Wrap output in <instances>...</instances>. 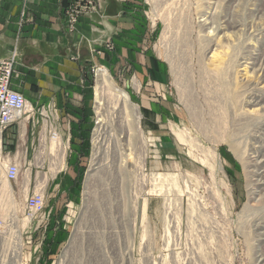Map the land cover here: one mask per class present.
<instances>
[{"label":"rangeland","instance_id":"1","mask_svg":"<svg viewBox=\"0 0 264 264\" xmlns=\"http://www.w3.org/2000/svg\"><path fill=\"white\" fill-rule=\"evenodd\" d=\"M120 1L141 13L163 77L142 82L104 67L128 105L105 88L97 110L103 67L89 68L86 142L3 133L2 154L18 155L21 171L9 183L0 165L15 199L12 210L0 201L13 221L0 264H255L264 251V95L260 110L249 100L264 92V0ZM35 178L44 210L28 222Z\"/></svg>","mask_w":264,"mask_h":264},{"label":"crops","instance_id":"2","mask_svg":"<svg viewBox=\"0 0 264 264\" xmlns=\"http://www.w3.org/2000/svg\"><path fill=\"white\" fill-rule=\"evenodd\" d=\"M12 54L10 86L25 95L29 112L7 130L17 129L31 144L45 129L49 137L50 128L65 143L87 141L93 120L89 68L131 70L142 82L165 72L148 46L141 13L120 0H0V58ZM0 219V238H6L13 221Z\"/></svg>","mask_w":264,"mask_h":264},{"label":"built area","instance_id":"3","mask_svg":"<svg viewBox=\"0 0 264 264\" xmlns=\"http://www.w3.org/2000/svg\"><path fill=\"white\" fill-rule=\"evenodd\" d=\"M69 16V21H75L76 17L74 14ZM14 64V54H12L10 57L0 58V141L7 128L14 123L20 122L29 112V108H26L27 99L25 95L22 92L12 89L10 86L14 71ZM48 133L49 141L50 139L58 138V133L54 128H50ZM45 137L46 131L42 133L39 143H44ZM33 150L34 154L31 160H35L36 156V151L35 149ZM0 165L3 166V178L7 182L12 183L17 181L21 171L20 159L16 158V156H12V158L3 156L1 148ZM41 182L42 180H40V178H35L32 191L27 193L24 199V214L25 219L28 222H32L35 217L41 214L44 210V189L43 186L40 185ZM3 223L4 221L0 219V229L3 226Z\"/></svg>","mask_w":264,"mask_h":264},{"label":"bare ground","instance_id":"4","mask_svg":"<svg viewBox=\"0 0 264 264\" xmlns=\"http://www.w3.org/2000/svg\"><path fill=\"white\" fill-rule=\"evenodd\" d=\"M96 76H97V87H96V89H97V92H96L97 93V96H96V99H97L96 109L97 110H100L101 106L103 105V102H102V99H101L100 95H102V93L104 92L105 88H106L105 91H107V89L110 88L112 90V92H115L117 94L116 96L121 100V102L124 105H128V97H127V95L123 91H121V90H119V89H117V88H115V87H113L111 85L110 79H109V77L107 75V72H106V70L104 68H98ZM263 93L261 95H259L258 97H255L254 99H250L249 100V103H251L252 106L254 107L252 111L260 110L262 108L263 95H264ZM133 115L135 117V126H136L135 128L137 129L138 128L137 120L139 118V115H138V112L136 110H134V109H133ZM96 132H98V131H96ZM98 141H96V143ZM263 156H264V154H263ZM0 181H1V178H0ZM256 182L258 183V185H262V184H264V179L261 178V179L257 180ZM4 184L5 183H3V184L1 183L0 184V201L3 200V196H4L5 199L7 198V206H9L11 208V210H12L13 206H14L13 202L15 203V201H13V200H15L14 199V191H13V189L11 187H8V186L6 188H2L4 186ZM3 205H5V203H3ZM13 214L16 215V210H15V212L13 210ZM256 230H257L256 233L258 234L259 239L261 241H264V223L257 222ZM20 239H21L20 238V233L17 231V235H16V246H17L16 253H17V257H19V254H20V246H21ZM263 261H264V251H261L259 253L257 252L255 264H261Z\"/></svg>","mask_w":264,"mask_h":264}]
</instances>
